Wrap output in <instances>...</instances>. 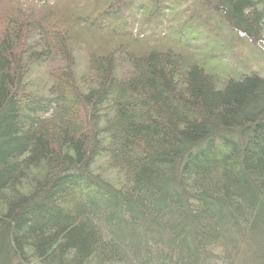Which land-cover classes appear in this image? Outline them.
Masks as SVG:
<instances>
[{
	"label": "trees",
	"instance_id": "1",
	"mask_svg": "<svg viewBox=\"0 0 264 264\" xmlns=\"http://www.w3.org/2000/svg\"><path fill=\"white\" fill-rule=\"evenodd\" d=\"M193 1L0 0V264H264V0Z\"/></svg>",
	"mask_w": 264,
	"mask_h": 264
},
{
	"label": "rangeland",
	"instance_id": "2",
	"mask_svg": "<svg viewBox=\"0 0 264 264\" xmlns=\"http://www.w3.org/2000/svg\"><path fill=\"white\" fill-rule=\"evenodd\" d=\"M190 1L191 3L194 2L193 0ZM195 6L201 9L200 4L196 0ZM201 11L203 14L208 15L211 22L214 20L212 17L213 14L210 11L207 12L205 9H201ZM229 32L230 30L225 29L221 32V36L226 39ZM231 44V48H234L246 62L252 64L253 68L258 70V72L264 76V53L255 43H253L252 40H248L245 36L240 37V35H236L233 39V43Z\"/></svg>",
	"mask_w": 264,
	"mask_h": 264
}]
</instances>
